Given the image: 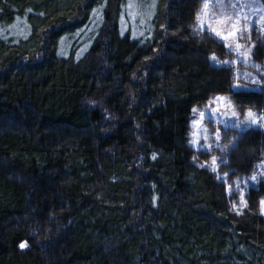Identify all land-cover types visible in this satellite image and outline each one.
Wrapping results in <instances>:
<instances>
[{"label":"trees","instance_id":"obj_1","mask_svg":"<svg viewBox=\"0 0 264 264\" xmlns=\"http://www.w3.org/2000/svg\"><path fill=\"white\" fill-rule=\"evenodd\" d=\"M200 4L0 0V264H264V178L225 187L264 135L223 134L225 180L189 143L215 95L264 113V79L232 89Z\"/></svg>","mask_w":264,"mask_h":264},{"label":"rangeland","instance_id":"obj_2","mask_svg":"<svg viewBox=\"0 0 264 264\" xmlns=\"http://www.w3.org/2000/svg\"><path fill=\"white\" fill-rule=\"evenodd\" d=\"M146 16L145 8H139L134 19L141 21ZM195 17L197 29L206 31L225 46L227 55L223 59L214 55L210 59L213 63L232 68V89L257 90L264 79V63L259 60L262 51L257 47L259 42L264 45L263 1L201 0ZM145 25L142 26L146 28ZM230 129L236 130L237 134L253 129L264 135V113L248 106L244 109L236 107L227 95H215L206 103L193 107L189 119L190 146L197 152L210 154L204 165L220 180L226 178V173L217 172L218 164L224 161L222 152L225 144L221 139ZM261 157L250 174H235L229 180L231 183L226 182L227 193H234L239 199L234 207L243 206L247 188L264 178V150ZM262 200L264 198L259 201V210L264 215Z\"/></svg>","mask_w":264,"mask_h":264},{"label":"snow or ice","instance_id":"obj_3","mask_svg":"<svg viewBox=\"0 0 264 264\" xmlns=\"http://www.w3.org/2000/svg\"><path fill=\"white\" fill-rule=\"evenodd\" d=\"M239 47V46H238ZM249 115H251V113H249ZM213 160H215V158H213ZM203 166V165H202ZM261 205H262V208H264V200L261 201ZM26 245L25 244H21L20 247L21 248H24Z\"/></svg>","mask_w":264,"mask_h":264}]
</instances>
